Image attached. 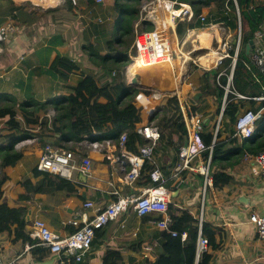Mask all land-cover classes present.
<instances>
[{"label": "crops", "instance_id": "0c3cea01", "mask_svg": "<svg viewBox=\"0 0 264 264\" xmlns=\"http://www.w3.org/2000/svg\"><path fill=\"white\" fill-rule=\"evenodd\" d=\"M13 1L17 6H21V9L14 8L15 4L8 0H0V28H6L4 39L0 42V107L13 104L17 110L14 120L22 125L21 128L30 129L31 135L21 136L23 132L15 125L8 127L9 116L0 117V146H7L8 141L3 136L13 133L19 138L15 148L22 153V157L15 164L0 167V178L2 174L6 175V180L0 188V204L7 203L21 209L27 220V233L33 220L41 218L52 230L65 235L73 230L70 219L77 215L86 200L91 199L99 205H105L114 198L115 189H119L124 195H131L137 190L122 181L124 171L118 161L119 151L116 147L111 146L107 150L95 149L90 145L95 139L110 140L112 144H117L122 131L131 132L130 127L126 125L112 123L113 103L119 100L121 102L125 97L124 93L121 97V93L116 95L113 91H110L109 95L99 92L92 97L90 105H101L96 110L98 121L92 125L91 133L81 137L73 136L71 121L54 122L56 105L61 104L65 96L70 94L71 86L80 84L87 76L93 79L92 85L88 87L89 92L107 85L112 86L115 82H126L139 90H158L171 95L179 88L192 109L202 114L204 120L209 123L207 128L214 130L222 112L219 109L221 100L215 88L216 75L212 74V70L202 67L211 65L214 59L206 56L198 64L189 59L185 60V53L193 50V57L196 58L207 52L205 47L192 43L198 39L194 36L195 32L209 33L212 30L202 26L190 27L187 24L182 36H179L177 29L172 32V39L177 42V45L173 46L174 53H178L177 66L181 70L178 84L164 87L167 86L166 78L155 75L146 84L144 75L134 72L140 79V82L134 85L127 80L123 66L119 65V68L116 65L122 60L114 61V57L118 55H126L127 59H130L128 49L133 46L136 35L133 27V32L125 38L127 42H120L119 36L114 44L111 26L114 23L118 26L121 14L115 7L117 0H76V3L72 0H61L63 5L54 2L57 0H37L39 3L35 0ZM33 8L39 10V13L31 15L29 11ZM116 13L119 16L117 23ZM14 14H17L20 21H16ZM142 24L146 25L144 22ZM11 27L17 28L15 34H10ZM25 28L32 29V32L22 31ZM118 29L120 30L119 26ZM206 37L199 38L198 42ZM121 46L126 49H121ZM198 47L201 48L196 49ZM248 55L254 65L248 64L253 75L258 72L251 55ZM58 57H66L76 64V68L67 78L53 66ZM105 57L108 58L106 65L109 68L100 64ZM132 63L134 61L124 67L128 68ZM113 72L118 73L114 75ZM171 98L173 97L168 99L163 109L154 117L163 133L155 149V162L167 178L166 188L172 191L171 204L174 208L170 210V214L178 221L184 212H189L198 219L201 212L203 213L205 224L215 232L217 244H210L207 264H245L246 261L264 264V244L258 237L255 225L250 221L253 212L264 213V176L255 173L254 167L257 166L253 165L250 159L242 157L235 162L238 155L234 153L237 147H247L254 136L244 142L237 140L231 143L229 140L234 134H230V128H233V125L229 123L228 118L223 120L219 131H214V141L228 142V150L225 152L227 160H223L226 167L215 165L211 172L219 173L223 170L230 176V181L221 187H211L201 172L204 160L202 154L192 161L194 169L187 166L182 170L178 169L183 161L180 148L187 145L188 133L185 136L178 132L171 133L169 122L179 119L178 121L183 120L185 123L183 116L179 118V105L168 103ZM95 99L98 102H93ZM24 102L28 103L26 107L30 110L36 104H47L45 109L35 114V121L28 122L24 110L19 105ZM261 103L246 102L242 108L256 109ZM175 111L178 114H173ZM76 115L84 120L86 125L91 123L89 109H78ZM263 130L264 117L257 123L254 135ZM131 133L132 146L136 147L143 138L136 131ZM28 138L32 140L29 141ZM47 143H51L57 150H73L80 161L89 156L92 159V172L86 175L80 170L75 171L72 182L76 191L71 194L62 189L39 192L33 194L32 198L21 199L22 195L28 193V188L35 185L41 177L37 165ZM227 161L232 165L227 166ZM150 167L151 164H148L145 171ZM145 177L144 174L137 182L136 188L143 186ZM94 213L93 210H85L81 220L91 217ZM156 215L140 216L134 210L122 213L97 231L86 259L74 264H102L109 249H117L122 253L123 264H189L184 251L173 243L172 236L151 221ZM15 226L12 230L0 233V252L5 259L10 260L11 264H58L56 257L46 252L44 246L36 245L26 250L27 240L16 238ZM182 242L185 245L190 244L193 239L187 237ZM196 263L197 259L194 261V264Z\"/></svg>", "mask_w": 264, "mask_h": 264}, {"label": "built area", "instance_id": "2783aa9c", "mask_svg": "<svg viewBox=\"0 0 264 264\" xmlns=\"http://www.w3.org/2000/svg\"><path fill=\"white\" fill-rule=\"evenodd\" d=\"M76 3V0H72ZM103 2L104 0H97ZM236 1L238 27L235 29V38L230 41H224L217 48H211L199 57H193V50L190 53H185V60H191L195 64L202 62V58L211 56L214 60L211 65H202L206 70H216V82L224 88L225 93L222 101L220 118L214 127L217 133L220 128L221 118L227 102L229 94L234 95V99H254L262 102L259 108H248L239 112L235 122L234 136L237 140L244 142L255 134L257 123L264 117V91L259 96L249 97L237 91L233 83L234 71L239 53L242 47V21H241V8ZM251 9H255L253 5ZM165 15H162V14ZM166 17L167 22L162 21L158 24L156 17ZM195 18V8L192 3L183 0H144L140 7V17L135 22V39L133 47L137 50V55L134 57V62H139L142 54L150 52H171L174 54L173 48L170 46V34L175 31L178 24L182 21L190 22ZM202 20H205L206 13L201 15ZM153 22L154 27L151 30H139L143 27L142 22ZM224 22H211L206 25L209 30H216L215 28L227 29ZM6 28H0V42L4 39ZM254 48L252 49V59L255 62L256 70L253 80L259 81V75L264 74V24L255 32L254 35ZM221 42V41H220ZM198 47L196 49H199ZM1 49V48H0ZM230 57L231 62L228 66L223 67L225 59ZM174 68V65H173ZM175 69V68H174ZM126 77L129 82L136 77L132 72V68L125 69ZM114 75L117 72H113ZM227 76L226 82H223L222 77ZM165 97H176L181 114L184 118L187 133L188 143L180 148V156L182 162L178 166L179 170L187 166L194 169L192 161L201 156L203 150L206 148L202 140V132L205 131V120L202 114L194 111L181 89L171 95L166 92L158 90L147 91L140 89L132 97V104L135 107L138 118L133 123V129L139 133L143 141L132 147L129 143V131L124 130L120 133L117 144H112L110 140L99 141L92 140L90 145L95 149L106 148L110 149L111 146L116 147L119 151L118 161L124 171L122 181L124 184L134 186L137 190L131 195H124L119 189L113 191L114 198L105 205H99L94 200H86L83 207L77 212V215L70 219V224L73 230L65 235L58 234L52 230L48 223L41 219L36 218L30 225L28 234L29 239L26 242L25 249L29 250L36 245H41L49 249V253L56 257L58 264H74L84 261L92 249L93 240L98 230L102 229L112 220L117 219L122 213L129 210H134L138 215H152L154 216L151 221L157 226L166 230L172 237L178 235L182 240L187 239L188 232L183 230L181 233L173 227L175 220L170 214V204L172 203V191L166 188L167 181L161 168L155 162V149L162 139V130L154 120V117L159 113L163 107V100ZM101 134V132H95ZM29 141L32 140L28 138ZM211 154L207 160L202 161L201 172L205 175L206 183L213 187V179L210 173ZM245 159L251 160L254 157L261 164V168L254 167L255 173L264 176V151L252 155L245 154ZM151 164V167L144 172L146 166ZM38 169L53 174H58L68 179H73L75 171L80 170L82 173L88 175L92 172V159L89 156L83 157L80 161L73 150H57L51 143L45 144L40 160L37 165ZM179 173V172H178ZM177 173V174H178ZM148 178L146 183L139 189L136 188L142 176ZM2 197V193L0 194ZM85 210H93L95 213L84 220L81 216ZM250 221L255 225L259 239L264 244V213L253 212L250 216ZM204 217L203 213L199 217V230L196 239V259L199 263L200 258L210 248V240L204 234L203 226ZM0 264H11L10 260L5 259V256L0 252ZM245 264H253L251 261H246Z\"/></svg>", "mask_w": 264, "mask_h": 264}, {"label": "trees", "instance_id": "16d2710c", "mask_svg": "<svg viewBox=\"0 0 264 264\" xmlns=\"http://www.w3.org/2000/svg\"><path fill=\"white\" fill-rule=\"evenodd\" d=\"M9 2H12L15 4L13 0H8ZM71 1V0H70ZM186 2H190L193 4L195 8V18L190 21L189 23L186 21H182L178 24L177 31L179 36H182L184 32L187 29V24L190 27L195 26H202L206 27L211 22H224L226 25L231 27L232 29H236L238 27V15H237V6L235 0H183ZM143 0H117L115 7L116 9L121 13L120 18L118 20V26L121 30V35L119 37V41L127 42L126 36L133 32L134 23L139 19L140 17V6L142 4ZM240 8H241V21H242V47L239 53V58L236 63L235 71H234V77H233V83L235 88L238 92L249 96H259L264 91V74L259 75V81L255 82L253 80L251 70L248 67V64L253 65L250 56L246 53L245 47L248 44V42L254 38L255 32L261 27L262 24H264V0H237ZM253 5L255 9H251L250 6ZM21 6L14 5V8L21 9ZM208 11L206 13L205 20H202L201 15L203 13ZM29 13L32 15H36L39 13V10L33 8L29 11ZM16 16V21H20V18L17 16V14H14ZM14 16V17H15ZM125 21V25H124ZM25 23V21H24ZM154 27V23L149 21L146 23L145 26L140 27L139 30H151ZM114 61L122 60L121 62L116 63L119 68H121L119 65H126L130 62L129 59H127L126 55H118L114 57ZM107 57L102 59L100 61V64L102 67L109 68L108 65H106ZM127 59V62L124 61ZM124 61V62H123ZM231 62V58L228 57L225 59L224 65L228 66ZM56 67L60 74L67 78L68 75L76 68V64L71 61L70 59L66 57H58L55 61V64L53 65ZM254 66V65H253ZM223 82H226L227 76L222 77ZM93 79L91 76H87L85 80H83L80 84L71 86V92L68 96H65V100L60 104L56 105V117L54 118V122L57 121H64L66 120L71 121V131L74 137H81L87 133L92 132V125L97 124L98 118L96 115V110L101 107L100 104H93L90 105L92 102V97L95 96L97 93H106L108 94L110 91H113L116 95H119L121 93V97L123 96V93L125 97L121 100L116 101L113 103L112 107V123L114 125H126L130 127L131 132L134 131L133 129V123L138 118L136 114V110L134 105L131 102L132 97L135 93L139 91V89H136L130 85H128L126 82H115L112 86H104L102 89H93L88 91V87L92 85ZM96 88V87H95ZM217 89V96L219 100H221L220 107L222 105L223 97L225 90L223 87H221L219 84H216ZM149 91V90H147ZM109 95V94H108ZM120 97V98H121ZM233 94H229L228 98L230 99L224 109L223 112V119L220 122V126L223 123V120L225 118L229 119V123L233 125V128H230V134H234L235 129L234 125L237 119V113L243 111L244 107L246 105V102H255L254 99H243L240 98L238 100L233 98ZM15 102V101H13ZM93 102H98L97 99H95ZM168 103H175L178 104V101L176 98H171ZM26 102L19 104L20 108L24 110V113L27 116L28 122H33L36 120L35 114L40 111L41 109L46 108V104H36L32 110L26 107ZM262 105V103H261ZM178 107V105H177ZM176 109L178 110V108ZM219 107V109H221ZM81 108H87L90 110V122L88 125H86V122L82 119H80L76 115V111ZM250 107H247L245 109H248ZM243 109V110H242ZM179 111V110H178ZM16 108L12 104V106H6V107H0V117L3 116H9L7 123L8 127H12L15 125V127L19 128L23 133L21 136H29L31 135V130L25 127L21 128V124L17 123L14 120V116L16 115ZM173 114H178L176 111ZM179 118H181L182 114L180 112ZM179 119L173 120L172 122H169V126L171 127L172 131L171 133H180L181 135L187 134V130L185 127V123L183 120L178 121ZM209 123L205 121V131L202 132V140L206 146V148L202 152V156L205 160L210 156L211 154V162H210V173L212 175L213 179V186L215 188L221 187L226 185L230 181V176L224 172L223 170L219 173H213L211 172V169L213 166H223L226 167L225 164H223V160H227V156H225V152L228 150L227 143L225 141L217 140L214 141L215 132L214 130H211L207 128ZM7 127V126H6ZM129 132V143L132 146L133 138L132 133ZM2 138V135L0 134V139ZM3 138H5L8 141V145L3 147L0 146V167L3 168L7 165H13L15 164L21 157L22 153L21 151H18L15 148V143L19 140L18 137H16L15 134L10 133L7 135H4ZM231 143L234 141H237V138L233 136L229 140ZM133 147V146H132ZM179 150V148H178ZM264 151V130L258 132V134L254 135L249 145L245 148L237 147L234 150V153L238 155V158L235 160V162L239 161L242 157L245 156L246 153H250L252 155H257ZM232 165V163L227 161V166ZM145 172V170H144ZM38 174L41 176L40 179L37 181V183L33 186H30L28 188V193L21 196V199L23 198H32L33 194L39 193V192H53L56 190H67L68 194H71L76 191L75 185L72 182L71 179L65 178L63 176H60L58 174H53L50 172L45 171H38ZM144 183L148 181V178L145 177ZM6 175L2 174L0 178V188L1 185L5 182ZM174 208L173 204H170V210ZM27 220L24 217L22 211L18 207L9 206L7 203H1L0 204V233L7 230H12V227L15 226V233L16 238L20 239L23 238L24 240H28L29 234L26 232ZM204 234L209 238L210 244H213L216 246L215 243V232L209 228L205 222L203 223ZM173 227L177 229L180 233L183 230H187L188 237L193 239V242L190 244H183L181 236L178 235L173 238V243L178 245L185 254L186 261L189 262V264H194V261L196 259V239L198 236V230H199V219L195 218L192 214L189 212H184V214L179 218L178 221L175 220V223L173 224ZM45 251L49 253V249L45 248ZM209 259V256L207 255V252H205L202 257L200 258V261L198 264H207V261ZM102 264H123V257L122 253L117 249H109L103 258ZM148 264H158L157 262H150Z\"/></svg>", "mask_w": 264, "mask_h": 264}, {"label": "rangeland", "instance_id": "374dc122", "mask_svg": "<svg viewBox=\"0 0 264 264\" xmlns=\"http://www.w3.org/2000/svg\"><path fill=\"white\" fill-rule=\"evenodd\" d=\"M61 0H57V1H54V2H58L60 5H63L64 3H61L60 2ZM144 1V0H143ZM53 2V4H55ZM143 3V2H142ZM47 4V3H46ZM56 7H58V6H56ZM141 7V6H140ZM45 11H47V10H45ZM115 17H116V23H117V20H118V18H119V16H118V14L116 13L115 14ZM157 18V17H156ZM44 20V19H43ZM124 25H125V21H124ZM228 26V25H227ZM134 28H135V25H134ZM17 28H13V27H11V31L9 30V32H10V34H15L16 33V30ZM211 29V28H210ZM209 29V30H210ZM216 30H214V31H210L209 33H211V35L210 36H208V37H206L204 40H201V41H199L198 42V39L199 38H202V37H204V36H206L207 35V32L206 31H202V32H198V31H196L195 32V34H194V36H195V38H198L197 40H194V41H192V43H197V45L198 46H203V47H205L207 50H210L211 48H217V47H219V45L221 44V43H223L224 41H226V40H234V38H235V29H231L230 27H227V29H220V28H215ZM22 31H26V33H31L32 32V29L31 30H29V28H25L24 30H22ZM36 32V31H35ZM111 32H112V40H113V42H114V44H115V42H116V40L118 39V37L121 35L120 33H121V30H119L118 29V26L114 23L112 26H111ZM172 36V33L170 34V37ZM171 41H172V38H171ZM221 41V42H220ZM121 49H126V47H124V46H121L120 47ZM172 48H173V46H172ZM130 49V50H129ZM128 49V56H129V60H130V62L132 61L133 62V60H134V57L137 55V50H136V48L135 47H133V46H131L130 48ZM173 51H174V49H173ZM168 53V52H167ZM169 53H171L170 51H169ZM172 54V53H171ZM173 56L174 57H176L177 58V56H178V53L177 52H175L174 54H173ZM168 58V57H167ZM126 62H127V60H125ZM124 62V61H123ZM129 62V63H130ZM122 63V62H121ZM127 65V64H126ZM128 67V66H127ZM124 70L126 69L127 70V68H126V66L124 67V65H123V67H122ZM159 69V68H158ZM174 69V68H173ZM175 69L176 70H173L174 71V73L176 74V77L178 76L177 74L178 73H180V75H179V79H173L174 80V82L172 83V84H174L176 81V83H179L180 82V77H181V70H179L178 69V66H175ZM166 72H168V71H165L164 72V74L163 73H160V72H157V73H155V76H159V77H161V78H163L164 76H167L166 75ZM118 73V72H117ZM119 75V74H118ZM154 75H144L143 76V80H144V82L146 83V84H148L149 83V81H150V79H152V77H153ZM167 78H169V79H171L169 76L167 77ZM171 86H174V85H171Z\"/></svg>", "mask_w": 264, "mask_h": 264}, {"label": "bare ground", "instance_id": "6f19581e", "mask_svg": "<svg viewBox=\"0 0 264 264\" xmlns=\"http://www.w3.org/2000/svg\"><path fill=\"white\" fill-rule=\"evenodd\" d=\"M35 2L39 3L37 0H35ZM162 15H165V14L163 13ZM156 21L160 25V24H162V21L167 22V19H166L165 16L164 17L160 16V17L156 18ZM208 34L209 33L207 32L206 36H208ZM206 36H204V37H206ZM171 38H172V36H171ZM176 45H177L176 41H174L173 39H172V41L170 40L171 48H172V46H176ZM154 53L155 54H153L151 52L147 53L145 55L143 54L140 58H138L139 62L135 61L134 63H132V65L129 66V67L132 68V72L133 73L134 72H140L141 74L146 76V75H155V73H157V72H160V73L164 74L165 71H168V72H166L167 76L163 77V78H166V80H167V86H164V87H170L171 85L176 84L177 81L174 84H172L174 82L173 79H176V78L179 79L180 73H178L177 74L178 76L176 77V74L174 73V71L172 69H173V65L174 66L178 65L179 58L174 57L173 54H171L169 52L165 53V52H157V51H155ZM147 70H149V71H147ZM169 73L171 75H169ZM168 76L171 79L167 78ZM184 92H186V91H184Z\"/></svg>", "mask_w": 264, "mask_h": 264}, {"label": "water", "instance_id": "95a60500", "mask_svg": "<svg viewBox=\"0 0 264 264\" xmlns=\"http://www.w3.org/2000/svg\"><path fill=\"white\" fill-rule=\"evenodd\" d=\"M254 39H251L249 42H248V44L246 45V52L248 53V54H250L251 55V57H252V49L254 48ZM213 72H212V74L214 73H216V70H212ZM140 82V79L138 78V77H135L133 80H132V82H131V84H137V83H139ZM168 99H169V97H165L164 98V100H163V104L165 105L166 104V102L168 101ZM237 115H238V113H237ZM251 163L253 164V165H255V166H257V168L258 169H260L261 168V164L258 162V160L254 157L253 159H251Z\"/></svg>", "mask_w": 264, "mask_h": 264}, {"label": "clouds", "instance_id": "9594fccd", "mask_svg": "<svg viewBox=\"0 0 264 264\" xmlns=\"http://www.w3.org/2000/svg\"><path fill=\"white\" fill-rule=\"evenodd\" d=\"M231 28V27H230ZM232 29V28H231ZM233 30V29H232ZM222 111V110H221ZM224 112V111H223ZM239 113V112H238Z\"/></svg>", "mask_w": 264, "mask_h": 264}]
</instances>
